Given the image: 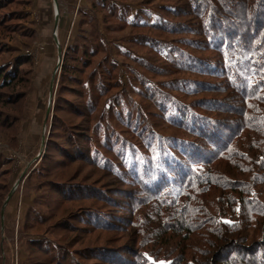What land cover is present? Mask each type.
I'll return each mask as SVG.
<instances>
[{
    "label": "rangeland",
    "instance_id": "obj_1",
    "mask_svg": "<svg viewBox=\"0 0 264 264\" xmlns=\"http://www.w3.org/2000/svg\"><path fill=\"white\" fill-rule=\"evenodd\" d=\"M49 4L47 12L46 0H0V70L15 74L0 98V264H180L185 237L169 212L181 199L210 215L217 208L205 184L185 192L186 177H154V168L187 140L197 149L184 167L198 173L210 158L205 126L240 127L264 111L263 90L249 99L264 0H78L59 9L57 31ZM64 62L80 72L72 85ZM252 196L264 209V192ZM200 233L183 264H264L261 243L216 263L214 239Z\"/></svg>",
    "mask_w": 264,
    "mask_h": 264
},
{
    "label": "trees",
    "instance_id": "obj_2",
    "mask_svg": "<svg viewBox=\"0 0 264 264\" xmlns=\"http://www.w3.org/2000/svg\"><path fill=\"white\" fill-rule=\"evenodd\" d=\"M211 12L217 15L213 8H210ZM221 17V15H217V19ZM259 39L264 45V34ZM259 61V64H257L259 78L255 88L254 86L251 88L253 94L249 93L251 95L249 99L253 100H262L259 90L264 91V50L260 52ZM63 68L62 79L68 78V84L72 85L80 72H72L71 66L65 62ZM14 75L10 69L0 70V98L2 91L12 88ZM14 93H11L8 101H13L12 103L15 104L19 100L18 98H12ZM249 107L251 106H246L241 110V113L244 112L242 115H247ZM252 110H256V106ZM256 113L258 116H253L250 120L246 116V122L240 127L227 126L223 121L219 123L217 120L205 126L207 129L203 134H210V158H201L203 159L202 166L204 168L199 169L198 173L194 172L191 175L184 167L186 162H183V160L186 157L191 158L193 156L192 152H196L197 149L191 146V144L197 145L191 141L176 140L179 143L164 149L163 158H159V161L156 162L154 177H160L165 173L176 176L182 174L189 182L185 192L194 191L201 184H205L206 190L210 191V207L217 208L214 213L211 210V216L209 210L208 212L195 211L197 208H189L187 204H183L185 201L181 199L177 201L178 210L173 214L169 212L167 218L176 224L173 232L185 237L184 240L179 238L176 243L177 259L180 264L186 262L189 255H194L188 252L190 248L187 241L192 242L197 237H203L202 235L191 237L194 231L197 230L201 232L200 234L206 232L214 239L210 246V257L217 255L214 257L216 263H219L218 259L223 257L229 249H235V254L245 253L248 255L256 251L259 246L256 247L258 243L264 245V209L258 206L261 204L256 199L252 198V195L264 192V111L257 106ZM189 117L190 122H193V117ZM4 120H0V123L4 124ZM214 149L217 150L212 151ZM149 184L148 181L147 185L149 186ZM190 199L197 203L200 202L197 197ZM186 203L190 204L189 199L186 200ZM222 204H224L223 207ZM180 210H183V212H180ZM224 215L233 218L237 216V218L232 224L222 223L221 217ZM201 216H206L207 220L201 221L199 218ZM193 221H196L194 229L191 226ZM250 244L253 246L250 247ZM196 246L198 245H192V249L196 250ZM222 259L223 264H247L246 262H248L245 259L241 260L236 257ZM212 262L214 261L208 257V263L211 264Z\"/></svg>",
    "mask_w": 264,
    "mask_h": 264
},
{
    "label": "water",
    "instance_id": "obj_3",
    "mask_svg": "<svg viewBox=\"0 0 264 264\" xmlns=\"http://www.w3.org/2000/svg\"><path fill=\"white\" fill-rule=\"evenodd\" d=\"M54 3H55V8L57 9V12L55 14V17H56V20H55V31H57V29L59 27V22H60V18H59V2H58V0H54ZM54 40H55V42L58 45V48H59V59L61 60V57H62L63 53H62V49L60 48V44H59V41H58V38H57L56 34H54ZM51 97H52V91H51ZM43 147H44V143H43ZM39 157H40V155L38 156V158ZM37 159H36V161H37ZM25 177H26V171L22 174V176H21L20 180L18 181V183L21 182ZM12 194H13V190L10 193V195L8 196L6 203L10 200ZM3 208H5V206ZM2 217H3V214H2Z\"/></svg>",
    "mask_w": 264,
    "mask_h": 264
},
{
    "label": "crops",
    "instance_id": "obj_4",
    "mask_svg": "<svg viewBox=\"0 0 264 264\" xmlns=\"http://www.w3.org/2000/svg\"><path fill=\"white\" fill-rule=\"evenodd\" d=\"M49 1L50 0H46V9H47V12H50L51 9H52V6H51V4H49ZM77 1L78 0H58V2H59V9L63 10L65 7L67 8L69 6H73V5L75 6V4H72V3H75ZM43 9H45V6H44ZM46 9H45V11H46ZM60 22H61V20H60ZM60 22H59V25H60Z\"/></svg>",
    "mask_w": 264,
    "mask_h": 264
},
{
    "label": "bare ground",
    "instance_id": "obj_5",
    "mask_svg": "<svg viewBox=\"0 0 264 264\" xmlns=\"http://www.w3.org/2000/svg\"><path fill=\"white\" fill-rule=\"evenodd\" d=\"M54 8H55V6H54ZM56 9V8H55ZM56 12H57V9L55 10V14H56ZM56 36H58V33H56Z\"/></svg>",
    "mask_w": 264,
    "mask_h": 264
},
{
    "label": "built area",
    "instance_id": "obj_6",
    "mask_svg": "<svg viewBox=\"0 0 264 264\" xmlns=\"http://www.w3.org/2000/svg\"><path fill=\"white\" fill-rule=\"evenodd\" d=\"M57 32H54V34H56Z\"/></svg>",
    "mask_w": 264,
    "mask_h": 264
}]
</instances>
